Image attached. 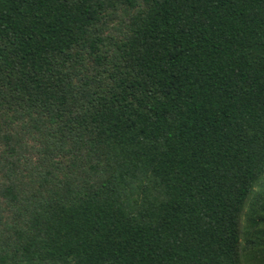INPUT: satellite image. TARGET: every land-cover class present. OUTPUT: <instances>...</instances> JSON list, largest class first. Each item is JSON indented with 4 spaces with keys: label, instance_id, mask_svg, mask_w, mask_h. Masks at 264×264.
I'll list each match as a JSON object with an SVG mask.
<instances>
[{
    "label": "trees",
    "instance_id": "obj_1",
    "mask_svg": "<svg viewBox=\"0 0 264 264\" xmlns=\"http://www.w3.org/2000/svg\"><path fill=\"white\" fill-rule=\"evenodd\" d=\"M0 264H264V0H0Z\"/></svg>",
    "mask_w": 264,
    "mask_h": 264
}]
</instances>
